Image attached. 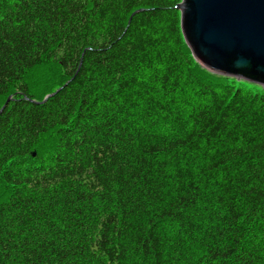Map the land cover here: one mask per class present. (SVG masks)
Instances as JSON below:
<instances>
[{
	"label": "trees",
	"instance_id": "obj_1",
	"mask_svg": "<svg viewBox=\"0 0 264 264\" xmlns=\"http://www.w3.org/2000/svg\"><path fill=\"white\" fill-rule=\"evenodd\" d=\"M180 1L0 0V264H264V89Z\"/></svg>",
	"mask_w": 264,
	"mask_h": 264
},
{
	"label": "water",
	"instance_id": "obj_2",
	"mask_svg": "<svg viewBox=\"0 0 264 264\" xmlns=\"http://www.w3.org/2000/svg\"><path fill=\"white\" fill-rule=\"evenodd\" d=\"M176 9L183 40L202 68L264 89V0H181Z\"/></svg>",
	"mask_w": 264,
	"mask_h": 264
}]
</instances>
